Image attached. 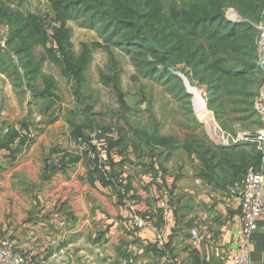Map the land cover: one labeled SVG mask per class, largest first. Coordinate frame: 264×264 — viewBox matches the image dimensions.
Instances as JSON below:
<instances>
[{
  "label": "crops",
  "instance_id": "crops-1",
  "mask_svg": "<svg viewBox=\"0 0 264 264\" xmlns=\"http://www.w3.org/2000/svg\"><path fill=\"white\" fill-rule=\"evenodd\" d=\"M40 126L32 141L18 137L0 147V242L16 238L34 264H233L242 231L239 189L247 170L259 166L246 165L251 144L229 145L233 157L211 172L196 151H122L111 154L107 180L89 155L66 162L60 153L79 141L57 134L59 121ZM163 198L174 205L167 221ZM136 213L151 215L160 231L137 226ZM250 264H264V215Z\"/></svg>",
  "mask_w": 264,
  "mask_h": 264
},
{
  "label": "rangeland",
  "instance_id": "rangeland-1",
  "mask_svg": "<svg viewBox=\"0 0 264 264\" xmlns=\"http://www.w3.org/2000/svg\"><path fill=\"white\" fill-rule=\"evenodd\" d=\"M0 1L7 8L37 14L47 35L45 43L33 46V57L25 58L28 53L21 49L17 51L16 45H13L15 43L9 45L7 42L9 25L0 24V52L3 58V66L0 65V135L7 134L14 128L17 134L15 140L27 136V140L32 141L37 130L43 129L41 124L59 121L57 134L65 130V134L67 132L71 140L76 141L95 136L99 138L102 150L116 152L115 155L122 151L135 153L141 150L149 153L152 149L161 148L155 142V147L153 144H146L147 136L144 134L147 133L142 132L143 129L151 133L156 129L157 137L168 140L175 138L181 144L185 142L195 146L203 142L206 134L218 145L236 144L238 141L235 142L232 137L244 138L245 142L257 144L256 132L264 126V114L255 110V106L248 107L250 113H245L244 108L247 106L245 102H252L254 98L255 103L258 99L264 74L263 80L261 73L256 72L232 85L228 83L236 80L230 78L226 81V87L209 93L207 81L201 80L213 71L208 68V62L199 65L198 71L188 67L184 61L168 67L161 58L137 51L141 47L148 48L152 44L150 38L164 50L152 34H129L132 30H125V26L113 23L102 14L92 13L84 5L65 7L63 14L66 17L63 19L59 18L55 3L51 0ZM149 1L150 3L144 4L143 9L154 7L143 16L160 14L147 21L154 28L163 14L171 17L169 6L175 0ZM69 4L71 3L66 5ZM224 12L232 21L249 20L234 6L227 7ZM261 25L264 26V16L259 26ZM163 27L169 28L166 24ZM60 31L65 36L64 50H61L58 41ZM121 31L124 33L121 34ZM261 36L262 33L257 39L261 53L259 57L263 55ZM178 38L175 35L163 40V44L170 45ZM86 50L91 53L90 59L81 61ZM200 56H203V52ZM61 60L66 64V69L59 64ZM71 66L77 71L73 72ZM166 67L170 71H182L186 74L191 86L201 94L198 91L192 94L184 81L181 83L172 79ZM215 72L216 70L211 74ZM196 73L199 75H194ZM72 74H82L83 82L76 81L77 77ZM116 87L119 89L116 90ZM42 92L49 94L43 96ZM117 92H122L127 109L121 106ZM249 95L252 97H247ZM218 99V102L213 103ZM197 102L203 105L202 114ZM220 104H224L226 108L225 123L217 121L213 109ZM77 129L81 132L75 134ZM82 133L85 135L81 136ZM121 136L125 137V142L112 144ZM73 143L60 153L66 155V162H72L73 155H86L79 154L76 150L69 153L77 144ZM57 160V163H61L63 159L59 156ZM120 175L113 174V178L118 179ZM170 202L173 205L171 200ZM159 231L160 228L157 232ZM29 255L34 264L31 251Z\"/></svg>",
  "mask_w": 264,
  "mask_h": 264
},
{
  "label": "trees",
  "instance_id": "trees-1",
  "mask_svg": "<svg viewBox=\"0 0 264 264\" xmlns=\"http://www.w3.org/2000/svg\"><path fill=\"white\" fill-rule=\"evenodd\" d=\"M51 1L55 3L59 18L65 19L66 16L63 14L65 7H72L73 4L84 5L88 10H91L92 13L102 14L113 23L125 26V30H132L129 34H137L138 36H143L145 33L152 34L164 50L158 52L153 45L150 44L148 48L141 47L137 51L140 54L149 53L155 57L161 58L168 67L176 66L178 62L184 61L188 67H192L198 71L200 70L198 68L199 65H205V63L208 62L210 64L208 68L213 70L212 72L216 70L214 74H211V72L206 78H201L202 81H207L209 93L217 92L226 87V81L230 78L236 80L228 83L232 85L238 81L244 80L252 73L260 72L261 76L264 74V70L259 63L260 53L259 46L257 45V39H259L262 33L259 24L263 21L264 0H175L172 5L169 6L172 13L171 17L163 14L157 21V26L154 28L147 21L159 17L160 14L156 16H143L154 7L152 6L147 10L143 9L146 2L150 3L149 0ZM157 1L158 0H155V2ZM67 3L71 4L66 5ZM229 6L238 8L249 20L237 22L230 20L224 12ZM1 23H6L10 27L8 44L11 45L15 43L13 45H16L15 48H17V51L21 49L25 51L24 53H28L25 58H32L34 54L33 46H38L40 43H45L47 40L44 26L37 14L32 12L23 13L18 9L13 10L7 8L0 1V24ZM163 24L168 25L169 28L165 29ZM171 32L173 34L170 35L169 33ZM123 33L124 31H121V34ZM175 35L179 36L177 41H174L170 45L163 44V40H168ZM58 41L61 50H64L65 47L63 43L65 41V36L62 31L58 34ZM110 41L112 42L115 40ZM201 52H203V56H200ZM83 55V57L81 56V61L90 59L91 53L86 50ZM64 56H66V54ZM212 57L213 60H211ZM2 61L3 58L0 52L1 66H3ZM59 64L66 69V64H64L62 60ZM168 67L166 68L169 76L183 83L182 78L170 71ZM6 69L8 70V68ZM71 69L73 72L77 71V69L72 66ZM72 75L77 77L76 81H79V83L83 82L82 74ZM194 75L199 74L196 73ZM107 80L109 82V79ZM49 86H51V83H49ZM117 89H119V87H116V90ZM48 94L49 93L42 92L43 96ZM117 97L123 109H127L122 92H117ZM247 97L252 96L249 95ZM218 101L219 99L213 103ZM245 103L247 106L244 108V111L245 113H250L251 110L248 107L254 108V98L252 102ZM213 109L215 110L217 121L225 123L224 116H226L227 112L224 104H220ZM14 131V128H12L9 133L0 135V147L9 146L15 140L17 134ZM155 131L156 129L154 133H151L149 130L143 129L142 132L147 133L144 134L147 136L146 144H153L152 146L155 147L156 145L153 143L155 142L158 144V147L164 148L165 151H168L171 155L181 148L190 153L196 151L204 162L208 172L216 170L221 167L222 164L228 162L229 158L233 157L231 151L227 149L228 146L215 144L207 134L203 142L199 146H195L194 144L185 142L181 144V142L175 138L168 140V138L165 137H157L158 135L155 134ZM77 132L80 133V129H77L74 133L77 134ZM83 135L85 134L82 133L81 136ZM89 138L90 137H88V139ZM124 140L125 137L121 136L118 141L112 142V144L125 142ZM195 140L197 141L198 139ZM239 141L232 145L242 146L244 143L252 145V154L250 157H247L246 165L259 162L260 166L261 152L256 148L258 145L252 142H245L244 140ZM255 150L256 156L254 155ZM76 159L77 158H73L72 161ZM259 166L255 168L258 169Z\"/></svg>",
  "mask_w": 264,
  "mask_h": 264
},
{
  "label": "built area",
  "instance_id": "built-area-1",
  "mask_svg": "<svg viewBox=\"0 0 264 264\" xmlns=\"http://www.w3.org/2000/svg\"><path fill=\"white\" fill-rule=\"evenodd\" d=\"M262 36V57L259 63L264 70V26L261 25ZM261 54V53H260ZM261 56V55H260ZM255 109L264 114V83L260 91L258 99L254 103ZM258 148L261 152V162L258 169L251 167L245 173L239 195L241 198L240 216L242 220V231L238 241V249L232 259L233 264H250L253 234L257 229L259 217L264 215V126L256 132ZM76 152L79 154L89 155L94 159L98 169L103 173L107 180H111L110 176V158L111 154H116L112 151H104L101 149L99 138L93 136L87 140L79 141L75 146ZM122 193L125 188L122 187ZM125 202L128 206L134 209V205L125 195ZM163 220L167 221L172 214L174 207L169 199H163L159 203ZM135 223L139 227L153 226L156 231L158 228L153 225L151 215L135 214ZM194 239L199 237L198 230H192ZM0 264H32L29 252L20 250L18 240L14 237H5L0 242Z\"/></svg>",
  "mask_w": 264,
  "mask_h": 264
},
{
  "label": "water",
  "instance_id": "water-1",
  "mask_svg": "<svg viewBox=\"0 0 264 264\" xmlns=\"http://www.w3.org/2000/svg\"><path fill=\"white\" fill-rule=\"evenodd\" d=\"M237 21H242V20L236 19L235 22H237ZM150 40H151L153 46L155 47V49L158 52H162V49L158 46V44L152 38H150ZM172 71L174 72V74H176L182 78V80L184 81L185 86L187 87L188 91L191 92L192 94H194L193 89H195V88L191 86L190 81H189L188 77L186 76V74H184L182 71H176V70H172Z\"/></svg>",
  "mask_w": 264,
  "mask_h": 264
},
{
  "label": "bare ground",
  "instance_id": "bare-ground-1",
  "mask_svg": "<svg viewBox=\"0 0 264 264\" xmlns=\"http://www.w3.org/2000/svg\"><path fill=\"white\" fill-rule=\"evenodd\" d=\"M194 91H198L199 94H201V92L198 90V89H193ZM195 93V92H194ZM197 106H198V109L200 111V113L202 114L203 113V105L200 103V102H197Z\"/></svg>",
  "mask_w": 264,
  "mask_h": 264
}]
</instances>
